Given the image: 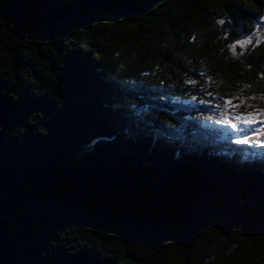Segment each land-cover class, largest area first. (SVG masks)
Listing matches in <instances>:
<instances>
[{
	"label": "trees",
	"instance_id": "trees-1",
	"mask_svg": "<svg viewBox=\"0 0 264 264\" xmlns=\"http://www.w3.org/2000/svg\"><path fill=\"white\" fill-rule=\"evenodd\" d=\"M227 100L264 117V0H0V264H264Z\"/></svg>",
	"mask_w": 264,
	"mask_h": 264
},
{
	"label": "rangeland",
	"instance_id": "rangeland-1",
	"mask_svg": "<svg viewBox=\"0 0 264 264\" xmlns=\"http://www.w3.org/2000/svg\"><path fill=\"white\" fill-rule=\"evenodd\" d=\"M208 108L210 110L204 115V124L218 128L216 133L219 137L229 138V140L233 139L237 143H240V145L243 142L254 151L257 150V147L260 148V151H264V134H259L255 131V129H264V117L258 115V120L261 122L249 125L241 120L235 119L236 117L246 116L249 113L239 114L236 109L220 103L209 105ZM247 137H252V139L245 142ZM257 140H259V143ZM254 155L258 156V153Z\"/></svg>",
	"mask_w": 264,
	"mask_h": 264
},
{
	"label": "snow or ice",
	"instance_id": "snow-or-ice-1",
	"mask_svg": "<svg viewBox=\"0 0 264 264\" xmlns=\"http://www.w3.org/2000/svg\"><path fill=\"white\" fill-rule=\"evenodd\" d=\"M243 46V45H241ZM191 83H195V81H192ZM226 105H231L232 101L231 100H227L225 101ZM238 107V105H236ZM258 113H249L246 116H240V117H236L235 119L237 120H241L243 122H245L246 124H253V123H257V122H261L258 120ZM255 131L259 134H264V129H255ZM252 139V137H247L245 142H247V140ZM239 142V141H238ZM257 142L259 143V140H257Z\"/></svg>",
	"mask_w": 264,
	"mask_h": 264
}]
</instances>
